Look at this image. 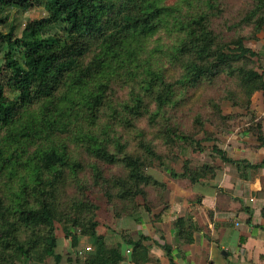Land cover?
Returning <instances> with one entry per match:
<instances>
[{"label":"trees","instance_id":"1","mask_svg":"<svg viewBox=\"0 0 264 264\" xmlns=\"http://www.w3.org/2000/svg\"><path fill=\"white\" fill-rule=\"evenodd\" d=\"M231 1L0 0V13L38 6L47 13L20 35L15 26L0 30V264L49 256L59 264L56 222L73 247L91 238L86 264H120L121 244L97 234L104 209L97 195L117 218L165 209L166 184L149 169L179 160L174 145L204 151L196 136L206 123L236 117L224 103L252 112L249 131L264 146L252 107L256 92L264 96L262 52L247 44L264 29V0L237 13ZM226 83L218 98L202 92ZM203 102L208 111L190 114L187 132L181 110ZM212 150L243 178L264 167L231 159L217 144ZM218 168L186 161L178 173L167 165L173 178L192 183L213 179ZM187 223L175 220L177 242L194 241ZM147 239L129 240L136 263L150 260ZM163 248L175 264L172 248Z\"/></svg>","mask_w":264,"mask_h":264},{"label":"crops","instance_id":"2","mask_svg":"<svg viewBox=\"0 0 264 264\" xmlns=\"http://www.w3.org/2000/svg\"><path fill=\"white\" fill-rule=\"evenodd\" d=\"M255 98L253 107L263 120L264 132L263 94L257 92ZM223 135L216 144L229 158L264 161V146L259 147L249 128L233 127ZM202 163L219 167L213 179L200 178L192 183L189 178H173L165 171L160 179L166 184L165 209L142 212L139 219L117 218L111 213L110 220L107 217L104 221L99 216L97 234L108 243L121 244L124 260L120 264H171L164 245L172 248L175 264H264V167L255 176L249 171L248 178H243L238 169L223 162L213 150ZM176 170L181 173L182 166ZM178 217L190 222L186 226L193 231L192 243L177 242L174 223ZM56 233L59 264H86L87 256L95 251L91 238L82 236L78 246L73 247L71 238H61ZM142 235L148 238L143 244L150 260L136 263L134 245L129 240L138 241ZM88 246L92 248L89 252ZM128 249L131 253H127ZM49 257L27 264H52Z\"/></svg>","mask_w":264,"mask_h":264},{"label":"rangeland","instance_id":"3","mask_svg":"<svg viewBox=\"0 0 264 264\" xmlns=\"http://www.w3.org/2000/svg\"><path fill=\"white\" fill-rule=\"evenodd\" d=\"M231 2L234 4V12L237 13L238 10L240 8L244 7V5H246L247 3H249L250 0H232ZM46 14H47L46 10L42 6L31 7L27 10L18 9V8H14V7L8 8L5 11H3L2 13H0V16H3V17L7 16L8 17L7 22L0 25V30H2L4 32H9L11 27L15 26L16 28H18L17 34L20 35L22 29L24 28V25L28 21L35 19V18H41L43 16H46ZM263 40H264V29H263V31H261L259 33V40H250L249 42H247V44L249 46H251L252 48L262 52L261 60H262V63L264 65V54H263L264 53V44L262 43ZM227 90L228 89H227V83H226L222 87H220L219 84H215L208 89H204L202 92L205 93L208 98H214L215 99V98H218L221 95L225 94L227 92ZM258 92H261V91H258ZM256 93L253 97V102H255V100H256V98H255ZM263 98H264V96H263ZM252 107H253V103H252ZM200 110L203 111L204 113L208 111L206 109V107L204 106V102L198 103L196 106H193L192 108H184L183 110H181V113L179 116L182 119L183 124H184L183 127L187 132L193 131L192 118H191L192 113L195 111L196 112L200 111ZM222 110L225 114H236V117H234L230 121L229 120L227 121L228 126L226 125V126L217 127V126L209 124L208 122L206 123L205 133L202 131V132L198 133V135L196 136V140H201L202 142L205 143V144L203 143L204 147H205L204 151L203 150L199 151L197 149L198 147H196V145H194V146L189 145V144L184 145L183 150L178 149L174 145L172 152L179 154V160L171 161L169 159H166L165 160L166 165H161L160 162L158 160H156L154 166L149 169V172L152 173L153 175H155L156 177H158V179L160 180L161 177L165 174V171H167V165L169 167H172L173 169L174 168L179 169L182 166V171H183V166H184L185 162L187 161L189 163V166H191V167L194 166L193 168H195V167L203 164L202 162L204 161L205 156H207L209 154V152L212 151V146H213L212 144H216V141L218 139L223 138V136H224L223 134H225V132L228 131L230 128H233V127L250 128L251 127L252 116H253L252 112L250 113V112H247L245 109L233 107L228 102L224 103L222 105ZM253 110L256 112L254 107H253ZM256 116H257V112H256ZM205 135H208V139H204ZM205 140H207V141L205 142ZM164 166H166V168ZM116 171H117V173L121 172L122 171L121 167H117ZM176 172H177V170H176ZM164 195H165V193H164ZM97 200H98L99 204L102 206V208H104L103 210L98 212V215L104 221H106L105 218H107V217H108L107 219L110 220L109 215L111 213L114 214V208L113 207L107 208L105 203H104V198L101 195H97ZM160 209H161V207H158L155 210H160ZM105 210H109L110 213L107 214V212H105ZM55 226H56V232L58 231V233L60 234V236L62 238L65 235L62 224H60L59 222H56ZM49 258L51 259L52 264H55L54 257L50 256ZM30 264H33V262H31Z\"/></svg>","mask_w":264,"mask_h":264},{"label":"built area","instance_id":"4","mask_svg":"<svg viewBox=\"0 0 264 264\" xmlns=\"http://www.w3.org/2000/svg\"><path fill=\"white\" fill-rule=\"evenodd\" d=\"M91 249H92V248L89 247V246L86 247V251H90ZM127 253H131V249H128V250H127ZM80 254H81V255H84V251H80Z\"/></svg>","mask_w":264,"mask_h":264}]
</instances>
